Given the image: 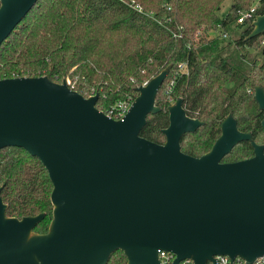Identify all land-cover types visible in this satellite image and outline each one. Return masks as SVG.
Here are the masks:
<instances>
[{
    "label": "water",
    "instance_id": "1",
    "mask_svg": "<svg viewBox=\"0 0 264 264\" xmlns=\"http://www.w3.org/2000/svg\"><path fill=\"white\" fill-rule=\"evenodd\" d=\"M38 0H0V47ZM246 39L264 33V12ZM168 65L137 87L121 119L97 106L70 81L48 76L0 79V150L22 147L41 159L53 183L48 231H35L45 217L7 215L0 186V264H107L121 250L127 264H219L216 255L253 263L264 255V145L238 128L229 114L210 151L182 150L183 135L204 124L188 115L182 97L168 107L164 143L141 135L149 114L161 110L157 97ZM264 109V89L256 87ZM264 126V120L262 122ZM250 140L254 156L223 157Z\"/></svg>",
    "mask_w": 264,
    "mask_h": 264
},
{
    "label": "trees",
    "instance_id": "2",
    "mask_svg": "<svg viewBox=\"0 0 264 264\" xmlns=\"http://www.w3.org/2000/svg\"><path fill=\"white\" fill-rule=\"evenodd\" d=\"M224 1L38 0L0 47V72L5 77L67 79L86 97L99 93L97 106L106 112L120 100H134L138 86L172 64L157 97L161 110L149 114L141 135L164 143L167 107L182 97L188 115L206 122L181 140L185 153L200 156L219 136L228 112L239 116L241 129L259 128V120L248 112L254 101L247 92L259 81L253 82V77L246 85L251 71L246 66L253 61L246 47H256L259 36L246 39L252 25L236 24L239 11L250 8L254 0H232L226 16L220 17ZM258 7L263 13L264 0ZM219 25L228 38L197 35L200 29ZM174 75L171 101L165 92ZM0 186L7 215L45 213L35 231H48L53 183L39 157L22 147L0 150ZM107 264H127V258L117 250Z\"/></svg>",
    "mask_w": 264,
    "mask_h": 264
},
{
    "label": "flooded vegetation",
    "instance_id": "3",
    "mask_svg": "<svg viewBox=\"0 0 264 264\" xmlns=\"http://www.w3.org/2000/svg\"><path fill=\"white\" fill-rule=\"evenodd\" d=\"M258 9H259V7L257 5V7L255 8L254 15L252 16V18L248 19L246 22H244L242 24H245V26H247V27L250 24L252 25V22L255 20L256 16L261 14V13L258 12ZM252 29H253V25H252ZM252 29L250 30V33H251ZM258 36H259V39L255 43L257 44L259 42V44H262V46H263L264 45V33H262V34H260ZM260 38H261V40H260ZM262 46H261V48H263ZM240 48H241V46H239V49ZM246 48H250V47H246ZM260 53H261L262 61L259 60L260 57L254 58L253 61L251 62V64L253 66L252 65L251 66H246L247 68L251 69L250 73L246 76L248 78V80L246 82V85H249L250 83H252L253 77H254L253 82H255V80L259 81V82H256V84L254 83L253 86H249L247 88V92L252 96L251 98H253V101H254L253 102L254 106L252 107V110H249L248 112L254 113L253 114L254 115V119L255 120H259V128L255 129L254 127H250V128H247V129H241L240 126H239V118H238L239 116L235 115L232 112H228L225 115V117L222 118V120H221L219 136L221 135V132H222L221 131V125H222L223 120L229 114H232L234 116V118L237 120L238 128L241 131L250 132L252 134V139L257 144L264 145V126L262 124V122L264 120V109H260L259 108V104H258V102L256 100V96H255V92H256V87L257 86H260V87H262L264 89V73H262V71L264 70V53H262V51ZM256 70H260V72L256 73L255 72ZM202 121H204V120H202ZM205 124H206V122L204 121V124L202 126H204ZM219 136L212 142V146L206 152L211 150V148L213 147L214 143L219 138ZM242 149H245V151H246L244 154H241V150ZM254 154H255L254 153V146L252 145V142L250 140H246V141H242L241 143H239L236 146H234L232 148V150L223 157L222 161L223 162L238 161V160H242V159H247V158L253 157ZM241 156H242V158H240Z\"/></svg>",
    "mask_w": 264,
    "mask_h": 264
},
{
    "label": "built area",
    "instance_id": "4",
    "mask_svg": "<svg viewBox=\"0 0 264 264\" xmlns=\"http://www.w3.org/2000/svg\"><path fill=\"white\" fill-rule=\"evenodd\" d=\"M258 4H253L250 8L240 10L239 16L237 18L236 24H242L246 22L248 19L252 18L254 15L255 8ZM138 9H141L139 6H137ZM205 34L207 39H213L215 37L221 36L228 38L229 34L225 30V28L222 25L217 26L216 28L210 29L209 31H204L203 29H200L198 34ZM199 36V35H198ZM185 64H180L179 67L183 68ZM176 74V73H175ZM6 78L1 72H0V79ZM176 83V76L174 75L173 78L170 80L168 88L165 92L167 95V98H169L171 101L173 100L170 92L173 88V86ZM133 102L132 99H126V100H120L118 101L114 106H112L106 113L115 119H121L125 116L127 113L131 103ZM159 258L162 262V264H174V260L176 258V255L171 251H165V250H159ZM215 258L217 259V262L219 264H250L245 259L241 257H236L235 259H231L227 255H216ZM179 264H194L193 259L191 258H185L179 262ZM209 264H212L209 262ZM251 264H264V255L257 257L255 261Z\"/></svg>",
    "mask_w": 264,
    "mask_h": 264
},
{
    "label": "rangeland",
    "instance_id": "5",
    "mask_svg": "<svg viewBox=\"0 0 264 264\" xmlns=\"http://www.w3.org/2000/svg\"><path fill=\"white\" fill-rule=\"evenodd\" d=\"M258 1L259 0H254L253 1V4H258ZM232 3H233L232 0H225L224 3H223V5H222V7H221V9L218 11V15L220 17H225L226 14L228 13V11H229ZM260 40H261V38H260ZM256 45L258 47L256 46L254 48H251V47L250 48H247L246 49L247 50V53L250 55L251 59L260 57L259 60L262 61V57H261V53H260L261 52V46H262V44H259V42H258Z\"/></svg>",
    "mask_w": 264,
    "mask_h": 264
}]
</instances>
